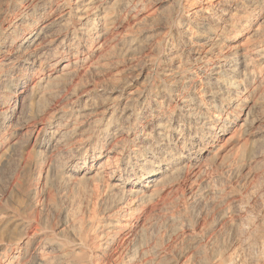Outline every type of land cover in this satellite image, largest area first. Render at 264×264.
Returning a JSON list of instances; mask_svg holds the SVG:
<instances>
[{"label":"bare ground","instance_id":"6f19581e","mask_svg":"<svg viewBox=\"0 0 264 264\" xmlns=\"http://www.w3.org/2000/svg\"><path fill=\"white\" fill-rule=\"evenodd\" d=\"M0 146L7 264H264V0H0Z\"/></svg>","mask_w":264,"mask_h":264},{"label":"rangeland","instance_id":"374dc122","mask_svg":"<svg viewBox=\"0 0 264 264\" xmlns=\"http://www.w3.org/2000/svg\"><path fill=\"white\" fill-rule=\"evenodd\" d=\"M64 103V102H63ZM21 138V137H20ZM3 146H0V194L3 193V191L6 193L10 192L11 190V182H14V180L16 178H18L19 180V183L20 185L17 186V189L14 190L13 194H10L9 195V198L7 199L8 202H3L0 204V213H8L11 217H13V224L11 225L12 228H14L15 226H18L20 228H17L15 230V234H18L20 232V230L23 228V226H27V228L25 229L27 232L31 233L38 241H37V244L40 243L39 241L43 240L44 237H46L45 235H47V237L49 236V233L51 232L50 230V227H53L52 226V223H53V216L46 219V216H44L43 214H41L40 212V207H41V203L40 202H37L38 200H36L35 204H34V207L32 208H29L28 206H26L25 202V195H26V191H27V188L29 185H31V183H38L37 182V178L35 177V173L33 172V170H31V163L29 165V163L27 162L26 166L25 167H20V164H19V160H20V152H16L13 157L10 159V161L8 162V165H5L6 161L3 159ZM25 151H27L25 149ZM29 151V149H28ZM17 154V155H16ZM19 154V155H18ZM260 173V172H259ZM258 173V175H259ZM264 174H260L259 175V179H260V182L257 178L253 181L256 183L255 186H260L259 188L261 189L262 187H264ZM263 176V177H262ZM263 178V179H262ZM235 180V181H234ZM232 181V185L231 187H234L236 184H237V180L234 179ZM9 182V183H7ZM255 183H252L253 185ZM251 183L249 184L250 186L249 187V192L248 195H244V198L246 197H249L253 192H258L260 189L255 186H253ZM260 184V185H258ZM10 186V187H9ZM253 186V187H252ZM8 188V190H6ZM229 188L230 186H226V188ZM252 191H251V189ZM256 190H254V189ZM250 194V195H249ZM252 196V195H251ZM250 196V197H251ZM10 199V200H9ZM260 203V202H258ZM38 204V205H37ZM37 205V206H36ZM197 213V212H196ZM195 213V214H196ZM55 224L58 222V220L54 221ZM160 223V221L158 222ZM17 224V225H16ZM160 227V229H158ZM161 224L158 225V228L155 229V227H150L152 229H148V233H149V230H150V233L148 234L147 233V236L149 238H151V235H152V238L153 236H160L161 238L164 236V230L165 228L162 227ZM34 228V229H33ZM35 228H38V229H35ZM164 228V229H163ZM61 230V229H60ZM60 230H57L55 228V235H56V239H54V241L56 242L57 240L59 241H62L63 240V237L62 235L60 234ZM157 230V231H155ZM153 232V233H152ZM158 232V234H157ZM160 233V234H159ZM225 232H222L220 234V237L222 238H225L226 236H224ZM157 234V235H155ZM163 235V236H162ZM16 237L14 238H17V235H14ZM49 238V237H48ZM160 238V239H161ZM8 240H5V238H0V245H5V243H7ZM3 242V244L1 243ZM27 240H25L23 243H22V246H25ZM180 243V241H179ZM42 243H41V248H39V252L42 250ZM194 253H196V251L194 250ZM19 250L15 249L11 254H10V258H12L13 256L15 255H19ZM51 256L53 254H50ZM10 258H5V259H2L0 260V264H7L8 263V260H10ZM42 256L40 253L36 254V257L35 259H33L31 261V264H36L38 263L40 260H41ZM250 260V258H248V261Z\"/></svg>","mask_w":264,"mask_h":264}]
</instances>
